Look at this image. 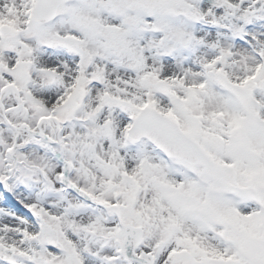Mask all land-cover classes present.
I'll list each match as a JSON object with an SVG mask.
<instances>
[{"label":"snow or ice","instance_id":"snow-or-ice-1","mask_svg":"<svg viewBox=\"0 0 264 264\" xmlns=\"http://www.w3.org/2000/svg\"><path fill=\"white\" fill-rule=\"evenodd\" d=\"M0 264H264V0H0Z\"/></svg>","mask_w":264,"mask_h":264}]
</instances>
